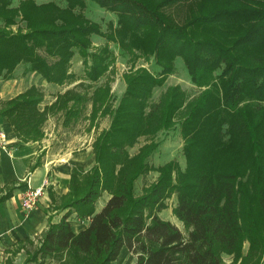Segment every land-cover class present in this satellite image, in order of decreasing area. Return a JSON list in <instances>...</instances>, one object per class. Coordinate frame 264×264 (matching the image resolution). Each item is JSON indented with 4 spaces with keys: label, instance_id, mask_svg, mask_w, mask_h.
I'll list each match as a JSON object with an SVG mask.
<instances>
[{
    "label": "trees",
    "instance_id": "1",
    "mask_svg": "<svg viewBox=\"0 0 264 264\" xmlns=\"http://www.w3.org/2000/svg\"><path fill=\"white\" fill-rule=\"evenodd\" d=\"M86 1L66 0L61 6L53 1L22 0L14 5V0H0V73L24 62L49 80L63 83L74 77L69 67L78 53L87 78L99 81L114 67L116 57L101 25L76 10L83 9ZM93 1L118 11V22H126L137 36L147 31L146 43L135 44L153 52L160 68L152 71L144 66L133 76L127 75L130 69L125 72L126 89L112 110H108L110 80L96 85L89 94L88 90L72 89L60 96L62 101L73 99L64 110V125L81 119L90 99L91 120L100 111L110 114L111 122L95 140L96 164L88 173L73 168L70 191L57 205L58 210L66 211L60 221L49 224L37 252L68 259L74 252L89 257L92 264H114L126 246L137 256L135 264H222L217 248L234 250L241 239L238 204L246 190L240 177L246 173L243 166L248 163L249 146L255 147L263 162L264 0H201L200 12L184 24L162 17L161 7L171 0L152 7L146 0ZM19 15L29 29L8 31ZM215 25L217 31L208 30ZM92 34L104 35L107 43L92 48ZM122 43L128 47L124 40ZM172 57L183 58L190 80L199 90L197 95L189 97L181 85L174 84L158 101L148 103L155 88L173 71L172 60H168ZM41 98L39 89L33 87L6 103L5 113L24 141L43 135L45 116L37 108ZM184 109L179 121L184 167L173 159L155 167L159 173L155 180L136 194L135 181L153 169L147 161L161 142H146L132 156L127 147L142 135L156 136L175 127V118ZM117 155H124L125 161L135 165L134 170L127 169ZM104 191L110 196L97 210ZM255 194L264 213L261 174ZM169 195L177 196L174 211L186 233L158 214ZM73 213L88 221L76 233L69 218Z\"/></svg>",
    "mask_w": 264,
    "mask_h": 264
},
{
    "label": "rangeland",
    "instance_id": "2",
    "mask_svg": "<svg viewBox=\"0 0 264 264\" xmlns=\"http://www.w3.org/2000/svg\"><path fill=\"white\" fill-rule=\"evenodd\" d=\"M22 0H15L14 4L18 5ZM44 2V1H53L54 3H60L65 4L66 0H36V2ZM151 7L162 3L165 0H146ZM37 2V3H38ZM200 3L201 0H171L167 1L163 4L161 7V15L164 18H172L174 22L178 24H184L186 23V20L193 17L194 15H197L200 12ZM77 11L81 10L85 15H87L90 19L95 20L98 24H100V31L102 30L104 34L108 35V39L110 40V46L113 50V53L115 54V62L117 67V73L115 74V78L112 79V87H113V97H111V106L108 108V110H112V108L115 109L116 105L120 102L119 95L123 94V72H128V76H133L138 73H140V69L142 70L144 66L149 67L152 71H156L160 66L155 64V56L154 53L146 52V48L144 50H140L137 47L138 41L145 42L146 43V36L144 35L147 33V31L143 32L141 36H137L133 31V29L126 23H120L118 22V11L115 10H109L107 8H104L100 6V4H97L93 0H87V5L82 8H76ZM22 15H19L17 18L16 26L10 27L8 31L13 32H26V30L29 29L27 27V21L21 17ZM1 25L3 23H0ZM206 26H204L205 28ZM209 31H217V25L215 26H209L207 27ZM122 31L118 32V30ZM101 31V32H102ZM205 32V30H204ZM93 41L96 43V46L93 47H99V45H102L104 43H107L108 39L102 34L96 35L92 34L91 36ZM216 37V35H215ZM214 37V38H215ZM209 38H212L210 36ZM122 40H124L128 45L127 48H125L122 44ZM136 40V42H133ZM132 43H131V42ZM147 46V45H145ZM133 49L130 52H133L134 55L130 52L128 54H125L124 51H129V49ZM123 51V52H122ZM168 59V58H167ZM172 66L173 71L171 73L166 75V78L164 79L163 85L156 87L154 92L152 93V96L148 103L156 102L159 100V97L162 93L166 92V90L170 87H172L174 84H179L182 86V88L186 91L187 94H189V97L195 96L198 93L197 86L190 80V74L188 72V69L186 65H184L183 58L182 57H172ZM77 62V61H75ZM164 62V61H163ZM134 66V67H130ZM139 68V69H138ZM110 69V68H109ZM111 70V69H110ZM116 70V69H115ZM115 70H111V74L107 71L105 75L102 77V81L105 80H111L112 72ZM119 71V72H118ZM79 77H82V79H85V71L79 72L76 71ZM87 76V75H86ZM127 76V77H128ZM108 78V79H107ZM125 80V77H124ZM118 82V83H117ZM126 82V81H125ZM111 83V82H110ZM127 83V82H126ZM92 82L90 81H81L79 82L76 87L79 88V90L86 91L88 90V94L92 92L94 87H92ZM75 85V84H74ZM54 90V89H52ZM151 101V102H150ZM90 106V105H89ZM89 106L88 109L89 110ZM146 109V108H145ZM185 114V109L180 112V114L175 118L176 124L175 127H171L168 130H161L156 136H152L150 134L142 135L139 137V140L132 144V146H128L126 151L131 156L134 155L136 152L141 149L140 147L146 144V142L153 141L152 143H155L157 141H160V146L156 148L155 151H153V154L149 157L147 161L148 168H153L139 176V178L136 179L135 183V192L136 194L143 193L144 189L147 188L148 185L151 184L153 180L157 177L159 174L157 170H155V167L160 166L161 164L169 161V160H175L178 163V166L184 167L185 165V156L184 152H182V147L184 143V139L182 138V134L180 132V124L179 121L183 118V115ZM110 115V114H109ZM263 115V110L261 112H258L256 115V121L261 118ZM111 116V115H110ZM53 123H56V131L57 137L58 134H63L65 132V136L69 137L70 140L74 135H88L90 134L91 130H88L89 127V120L88 119H82L78 121L77 123H73V126L70 128H65V126H62L61 119L57 120L55 118H52ZM110 122V117L105 116L99 119L98 126L101 127V125L108 124ZM92 123V122H91ZM50 125L45 126L47 129H49ZM58 131V132H57ZM99 129H96V132H98ZM96 132L92 131V136L95 137ZM260 147H261V157L263 155V162L257 158L255 154V147L249 146V152H248V163L244 164L246 168V173L242 175L240 178L244 181L245 184V195H240L239 197V204L238 209L240 210V223H241V234H240V241L239 244L236 246L234 250H227L224 247L217 248V253L221 256L222 264H264V213L262 209L258 205L257 196L255 194V185L257 183V176L261 174V177L264 179V126L262 124V132H261V139H260ZM78 146V145H77ZM117 160H120L121 162H124L127 169H133L135 168L134 164H129V162L125 161L124 155H117ZM257 158V159H255ZM111 162H114V158L111 159ZM111 164V163H110ZM114 165V164H111ZM109 191V190H108ZM106 191V193H109ZM105 192V191H104ZM99 199V198H98ZM103 199V198H102ZM102 199L98 200V205H100V202ZM177 196L175 195H169V197L166 198V204L158 210V214L161 216V218H167L170 219L172 222H174L176 225H179V227L183 230L184 233H186L187 229L185 228V225H183L182 221L175 215L174 206L176 204ZM58 205V204H57ZM57 205L54 207L56 208L57 212H65V210H58ZM50 212H52L54 209H49ZM56 214V211H55ZM78 218V216L73 217ZM37 237V236H36ZM38 243V242H37ZM37 243H31V244H20L19 250L10 252L7 249H5V246H0V264H92L93 262H90L89 257L87 256H81L80 254H75L74 252H71V259H68L65 257V255L57 256L56 254H48L43 255L41 252H37L39 244ZM23 248V249H22ZM123 249H121L118 259L114 262V264H135L137 260V256L134 254L129 253H122ZM64 254V253H63Z\"/></svg>",
    "mask_w": 264,
    "mask_h": 264
},
{
    "label": "crops",
    "instance_id": "3",
    "mask_svg": "<svg viewBox=\"0 0 264 264\" xmlns=\"http://www.w3.org/2000/svg\"><path fill=\"white\" fill-rule=\"evenodd\" d=\"M61 3H59L61 6L66 5V1L65 4ZM16 25L18 24L13 23L11 27ZM94 46H96L95 42ZM115 64L114 67H109L111 70L116 69L115 72H112L110 80L111 97H113L112 79L117 73ZM69 69V72H72L74 77L63 83L49 80L43 73L32 69L24 62H19L10 72L4 70L0 73V129L5 130L12 144L11 150L0 151V246H5V249L10 252L19 250V245L27 244V242L28 244L38 242L37 244L39 245L36 249L42 245L41 243L49 224L60 221L63 215L62 212H57L54 206L60 204L62 198L69 193L73 168L78 167L84 173L90 171L96 164L95 140L103 129L110 127L111 116L108 113L101 114L99 111L98 115L91 120L90 111L93 102L90 99L87 102L84 115L78 120H89L88 130H91L90 134L87 136L74 135L70 140L69 137L64 135V132L63 134L59 133L57 137V133H55L56 123H53L52 118L61 119V124H63L64 110L73 101V99L68 102L62 101L61 97L72 89L79 90L76 87L79 82L91 81L86 75V78L82 79L76 73V71L81 72L82 69L83 71L86 69L80 54L74 53ZM110 69L108 72L111 74ZM124 73L125 71L121 74L124 82L122 93H124L127 86L124 80ZM102 77L99 81L92 82L95 83L94 88L96 85L103 83ZM33 87L38 88L42 94L37 108L45 116L41 126L43 135L36 140L24 141L19 138L13 128L8 114L5 113V107H7L6 103L8 101L26 93L28 89ZM121 95H119L118 101L122 97ZM88 106L89 110H87ZM105 116L110 117V122L99 127V119ZM47 125H50L49 129L45 127ZM62 126L70 128L73 124H63ZM97 128L99 129L98 132H96ZM92 131L96 132L95 137L92 136ZM46 179V187L38 200L39 202L31 210L25 209L21 201L24 189L28 185L33 187L42 185ZM109 196L110 193H106V191L102 194L99 198H103L100 205L96 204L97 210L104 205ZM51 208L54 209L52 212L49 210ZM73 217H75L74 213L69 218L71 227L76 233L83 229L88 221ZM124 247L125 249H123L122 253H129L128 248Z\"/></svg>",
    "mask_w": 264,
    "mask_h": 264
},
{
    "label": "built area",
    "instance_id": "4",
    "mask_svg": "<svg viewBox=\"0 0 264 264\" xmlns=\"http://www.w3.org/2000/svg\"><path fill=\"white\" fill-rule=\"evenodd\" d=\"M12 148V144L5 132L4 129H0V151L6 150L9 151ZM47 179L42 183V185L33 187L29 186L24 189L21 195L22 206L27 209L31 210L36 204L39 202V198L43 194V191L46 187Z\"/></svg>",
    "mask_w": 264,
    "mask_h": 264
}]
</instances>
